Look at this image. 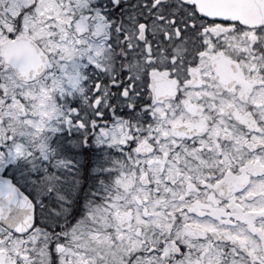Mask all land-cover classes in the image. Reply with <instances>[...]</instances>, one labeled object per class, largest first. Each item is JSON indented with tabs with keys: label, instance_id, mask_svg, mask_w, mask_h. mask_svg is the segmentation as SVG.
<instances>
[{
	"label": "snow or ice",
	"instance_id": "1",
	"mask_svg": "<svg viewBox=\"0 0 264 264\" xmlns=\"http://www.w3.org/2000/svg\"><path fill=\"white\" fill-rule=\"evenodd\" d=\"M0 264H264V0H0Z\"/></svg>",
	"mask_w": 264,
	"mask_h": 264
},
{
	"label": "flooded vegetation",
	"instance_id": "2",
	"mask_svg": "<svg viewBox=\"0 0 264 264\" xmlns=\"http://www.w3.org/2000/svg\"><path fill=\"white\" fill-rule=\"evenodd\" d=\"M58 140H59V137H54V138H53V140H52V144H53V146H56V145H57ZM102 155H103V154L100 153L99 150H98V151H97V156L94 157V158L92 159V161H91L93 167L96 166L98 159L101 158ZM79 163L81 164V169L83 170V165H84L85 163H87V161H85L83 157H80V158H79ZM99 178H100V176H93V175H91V172H90V183H89V186L92 187V188H94V187L96 186V181H97ZM104 178L106 179V177H104Z\"/></svg>",
	"mask_w": 264,
	"mask_h": 264
}]
</instances>
